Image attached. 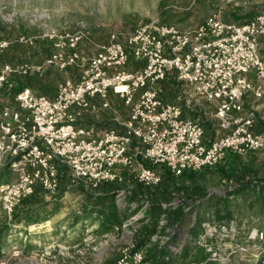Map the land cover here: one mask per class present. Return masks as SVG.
Here are the masks:
<instances>
[{
  "label": "built area",
  "instance_id": "1",
  "mask_svg": "<svg viewBox=\"0 0 264 264\" xmlns=\"http://www.w3.org/2000/svg\"><path fill=\"white\" fill-rule=\"evenodd\" d=\"M262 37L264 12L246 23L227 22L215 12L190 30L151 22L123 35L112 33L107 41L94 39L85 29L20 37L18 42L29 45L39 39L52 41L55 51L42 65L4 64L0 91L12 75L44 74L49 67L76 69L77 75L64 80L54 97L26 87L17 94L15 104H0V171L8 165L14 177L0 183V219L13 221L18 207L38 188L48 198L55 196L62 168L73 182L93 189L104 182H124L121 167H128L138 182L155 187L163 181L162 167L179 176L216 166L229 152L245 156L264 151V131L254 130L256 113L245 104L250 94L257 98L264 95ZM10 44L0 40V51ZM131 61L139 67L129 68ZM169 75L215 105L221 134L206 141L204 126L185 116L188 100L183 105L165 99L163 81ZM117 100L126 114L114 109ZM106 114L116 127L96 124ZM129 224L116 231L127 232ZM202 225L198 241L209 252L214 247L206 244L207 239L226 241L237 234L235 223L207 220ZM131 234L134 236V230ZM263 235L255 229L249 238ZM167 238L154 236L162 242ZM54 247L67 249L62 244ZM250 250L237 244L224 257L218 252L213 256L226 261L233 252L246 254ZM3 254L0 246V264H10ZM23 255L24 249L15 245L11 258ZM64 264L87 263L75 260ZM100 264L149 262L144 250L135 249L132 239L116 260Z\"/></svg>",
  "mask_w": 264,
  "mask_h": 264
},
{
  "label": "rangeland",
  "instance_id": "2",
  "mask_svg": "<svg viewBox=\"0 0 264 264\" xmlns=\"http://www.w3.org/2000/svg\"><path fill=\"white\" fill-rule=\"evenodd\" d=\"M253 9H256V13L262 12L264 0H0V40L11 43L6 63L42 65L47 56L42 45L43 40L39 39L35 45H29L18 42L20 37H40L55 31L72 32L85 29L94 39L107 41L112 33L123 35L141 24L159 22L190 30L215 12H220L225 21L235 22L233 14L242 15ZM19 43L20 47H17ZM261 53L264 57V37L261 39ZM129 68H136L135 64L131 63ZM52 71L56 73L59 81L75 78L77 75L75 69ZM46 73L47 70L44 72L45 76ZM52 78L54 75L48 77L50 80ZM180 88L182 93L177 98V103L181 102L180 97L184 99L186 93L191 100H197L210 111L204 115L208 121H216L218 124L214 117L216 111L214 105L196 95L191 86L180 83ZM11 97L8 90L0 91V104L8 102L15 104L16 101ZM248 99L246 109L255 111L259 119L264 121V95L261 98L253 95ZM114 109L121 114L127 113L120 100L116 101ZM256 127L257 130L261 128L260 121L256 122ZM243 158L248 163L253 161L260 170V178H264V151L248 153ZM0 173L3 178L0 183L14 179L11 169H3ZM72 185L58 200L45 196V206L30 208L31 214L46 217V220L39 224L27 225L26 221L19 222L20 219L8 222L1 217L0 246L4 252L3 256L10 260V264H64L75 260H83L87 264H100L117 259L122 250L131 243L133 239L131 232L136 226L135 219L129 224L127 232L121 230L99 235L95 232L98 223L91 222L90 219L83 230L79 227L72 228L70 223L73 216L84 202L81 183L72 182ZM223 185L220 178L214 177L210 183V192L220 191ZM52 212L54 214H51ZM25 216L24 212L21 219H25ZM256 220L255 211L242 207L236 214L235 226L238 233L236 238L242 239L247 234L250 236L258 229ZM188 228L185 225L180 231L181 246L188 242ZM61 232L63 234L57 237L56 233ZM248 240L249 243L253 242L252 245L258 241L256 238ZM25 244L28 245L26 248ZM54 244H62L67 249L53 248ZM15 245L24 249V255L16 259L11 258ZM218 247L224 254L235 250L232 241L220 240Z\"/></svg>",
  "mask_w": 264,
  "mask_h": 264
},
{
  "label": "trees",
  "instance_id": "3",
  "mask_svg": "<svg viewBox=\"0 0 264 264\" xmlns=\"http://www.w3.org/2000/svg\"><path fill=\"white\" fill-rule=\"evenodd\" d=\"M257 14L256 9H253L245 14L235 13L232 16L235 22L246 23ZM42 45L47 53V59L55 51L54 43L43 40ZM16 46L20 47V43ZM8 54V48L0 51V70L1 65L6 63ZM131 63L137 67V63L134 61ZM53 69L56 68L49 67L46 76L39 73L12 75L9 83L1 91L8 90L13 100L26 87L32 88L37 93L54 97L63 81H59ZM52 75L56 79H48ZM163 88L165 99L177 103L176 100L182 90L180 83L174 79V75H169L163 81ZM189 112L192 119L208 121L200 111ZM259 118L256 114L255 131H257L256 122L261 121ZM7 168L10 169L8 165L5 169ZM161 169L163 181L155 187L138 182L128 167L119 169L120 174L125 178L122 183L104 182L93 189L80 182L84 202L73 216L71 227H79L83 230L90 219L91 222L98 223L95 232L99 235H106L115 232L117 227H122L125 223L135 221L133 243L136 250H144L146 261L149 264H264V235L257 238L258 241L254 245H252L253 242L249 243L248 234L240 239L236 238L237 233L234 239L226 240L232 241L234 245H246L252 250L246 254L239 251L233 252L226 261L213 256L214 252H218L222 257L228 254L219 250V238L207 239L206 244L214 247L211 252L208 251L207 246L198 241L199 235L203 233L202 224L205 221L230 225L235 223L236 214L242 207L256 212L259 233L264 234V178H260V170L253 161L248 163L242 155L229 152L220 164L200 171H186L177 176L166 167ZM214 177L220 178L224 185L220 191L211 193L209 187ZM0 180H2L1 173ZM72 182L69 172L66 168H62L59 191L52 197V200L61 198L65 191L73 186ZM123 191L126 192L124 195H122ZM45 196V192L38 188L34 195L24 200L18 207L14 220L26 221L27 225L45 221L46 217L31 214L32 209L30 211V208L35 206H45ZM176 199L177 205L174 204ZM24 212L25 219H21ZM137 215H141L140 219L133 221ZM185 225L189 227V239L185 244L182 243L181 249H178L181 244L179 234ZM56 234L60 237L63 233ZM156 235L168 238L164 242L156 241L154 240ZM112 261L114 260L107 262Z\"/></svg>",
  "mask_w": 264,
  "mask_h": 264
},
{
  "label": "crops",
  "instance_id": "4",
  "mask_svg": "<svg viewBox=\"0 0 264 264\" xmlns=\"http://www.w3.org/2000/svg\"><path fill=\"white\" fill-rule=\"evenodd\" d=\"M249 97H253V94H250V95H248L246 97V100L245 101H246V104L247 105L249 104V99H248ZM179 99L181 100V104H183V105L186 104V100H188V106L186 108V111H188L187 109H189V111H192V112L200 111L204 115H207L210 112L206 107L201 106V104L198 103L197 100H194V99L191 100L189 98V96H187L186 93L184 95V99H182L181 97ZM210 105H213V104L210 103ZM186 111H185V116L190 117V112L188 111V113H186ZM199 122L204 126V128H206V140L207 141H211L216 136H218L219 134H221L220 130L218 129V124L216 123V121H199ZM96 124L99 127H116L117 126V124L115 122H113V121L110 120V116H108V114H106V116L104 117V119L102 121H96ZM103 124H105V125H103ZM260 127L261 128L259 130H257V129L256 130L263 132L264 131V121H260ZM257 152H259V151H257ZM257 152H249V154L250 153L251 154L252 153H257ZM57 237H58V235H57ZM26 239H27V236H26ZM27 246H28L27 244L24 245L25 248Z\"/></svg>",
  "mask_w": 264,
  "mask_h": 264
}]
</instances>
